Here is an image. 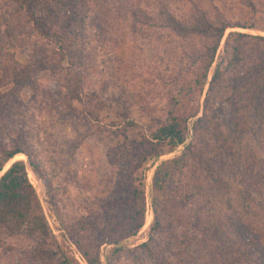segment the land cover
<instances>
[{
	"label": "trees",
	"instance_id": "16d2710c",
	"mask_svg": "<svg viewBox=\"0 0 264 264\" xmlns=\"http://www.w3.org/2000/svg\"><path fill=\"white\" fill-rule=\"evenodd\" d=\"M3 1L11 4L16 12L14 16L18 15V19L14 23L11 17L7 19L3 13L0 26L5 25L13 30L10 34L14 35L20 29L18 24L21 19L22 27L30 26L33 33L38 32L46 41L43 42L41 38L35 46L30 57L31 64L20 63L9 52L12 57H8L7 61L2 59L0 65V264H6L4 258L8 256L18 258L16 264H80L67 254L52 230L26 161L17 159L7 169L5 165L22 152L29 157L37 175L43 177L40 165L33 159L25 139L24 115L33 108L19 96L25 86L33 88L31 99L39 108L46 103L51 106V113L53 109L62 110L70 118L79 117L82 113L98 121L99 113L107 107L103 96L96 90L89 92L81 75L74 70L79 64V56L68 29L70 26L85 25L86 18L80 20V15L88 14L90 3L98 7L91 17V23L105 40L112 32L115 16L129 21L134 31L167 29L181 39L199 40V44L191 42L194 45L189 50V64L176 75V88L171 92L174 93L164 115L150 117L144 133L158 148L153 155L155 159L175 152L184 145L180 154L157 165L153 177L156 193L168 188L173 196L170 202L178 209L185 210L183 223L176 229L174 246L162 242L158 235L165 220L159 209V197L154 194V221L149 237L138 248L150 256L153 264H167L169 257L165 253L171 250L178 264H264V222L260 221L259 211L264 213V195L260 194L259 197L253 193L248 184H245L244 189H238L239 194L243 195V205L237 213L243 216L238 215L230 224L223 217H217L215 220L219 224H214V217L205 213L211 206L210 201L205 202L198 195L204 179L216 185L222 194L230 196L233 187L224 177L236 179L239 175H249L247 179L251 180L252 185L257 183L263 186L262 189L257 188L260 193H264V160L257 162L259 158L256 157L244 159L242 152L234 151L232 146L226 148L230 146L227 145L229 142L241 145L239 135L242 132L239 126L245 116L249 119H264V34L233 29L239 27L264 31V23H257L260 17L257 16L254 0H243L253 10L251 16L245 19L229 15L225 5H217L213 0H186L190 3V10L183 15L175 13L167 0H155L154 6L143 0ZM69 7L74 9L76 15L71 14ZM43 13L46 18L42 16ZM68 15L73 18L68 20ZM261 18L264 19L263 13ZM44 19L50 22L48 29L44 27ZM1 43L0 38V60L1 56H5ZM41 68H48L52 72L53 81L48 82V85L33 74ZM190 72L196 75L195 82L200 90L208 84L202 105L199 102L197 105L186 102L190 90L185 91L182 81H191L187 79ZM226 81L232 88L227 99L228 106L218 103L213 108ZM55 83L60 86L58 97L53 90ZM5 86L9 87L3 91ZM201 110L202 114L199 115ZM211 115L220 119L212 123ZM111 124L136 125L128 109L117 113ZM223 125L227 127L226 131L220 130ZM190 131L195 135L200 131L209 133L215 139L213 146L217 152L205 148L200 150L195 141L188 142ZM146 160L147 155L144 154L137 161L129 163L127 179L131 180ZM193 168L196 172L201 170L204 177H193L194 185L189 183L187 177V172ZM144 194L143 188L135 191L140 200L135 232L144 224ZM246 201L250 202L245 205ZM254 218L259 223L256 224ZM120 228L118 226L112 230L110 239H104L103 235L94 238L89 251L77 241L88 264H103L96 249L104 241L118 244ZM86 236L87 233L82 240L87 246ZM124 250L120 245L113 252L121 253Z\"/></svg>",
	"mask_w": 264,
	"mask_h": 264
},
{
	"label": "rangeland",
	"instance_id": "374dc122",
	"mask_svg": "<svg viewBox=\"0 0 264 264\" xmlns=\"http://www.w3.org/2000/svg\"><path fill=\"white\" fill-rule=\"evenodd\" d=\"M143 1L150 6H154L155 3V0ZM167 1L178 15H183L190 10V3L186 0ZM213 1L217 5H225L229 15H237L245 19L253 13L251 7L243 0ZM253 2L258 10L257 16L260 17L257 23L262 25L264 19L261 18V13L264 14V0ZM6 5H8L7 8ZM69 8L71 14L76 15L74 9ZM97 11L98 7L90 3L88 14L80 15V20L86 18L85 25L70 26L68 33L74 39L75 51L79 56V64L75 66V72L81 75L89 92L96 90L101 97L103 96L107 107L99 113L98 121L82 113L79 117L70 118L65 116L62 110L54 111L52 108L51 113L49 111L51 106L46 103L39 108L31 99L33 88L29 85L25 86L23 91L19 92V96L26 104H30L31 108L33 107L24 115L27 133L25 139L33 159L40 165L43 177L37 175L29 157L22 152L25 157L12 158L6 163L5 169L17 159L26 161L30 178L37 189L50 226L72 259L80 264H88L80 252L79 243L89 251L94 238L98 239L100 235H103L104 239H110L112 230L120 226L117 235L118 244L104 241L99 249H96L101 262L103 264H153L150 256L139 249L138 245L149 237L154 221V194L159 197V209L165 220V225L158 235L162 242H169L171 247L174 246L176 229L183 223L185 214L184 209H178L174 203L170 202L173 196L168 188L164 192L156 193L153 177L157 165L165 159L180 154L184 145L179 146L175 152L155 159L153 155L158 148L144 133L150 117L164 115L174 93L171 92L176 88L174 86L176 75L189 64V50L194 45L191 42L199 44V40L181 39L167 29L152 28L145 32L144 29L134 31L130 22L121 16H115L112 32L105 40L91 23V17ZM3 13L7 15V19L11 17L10 19L17 23L18 15L14 16L16 14L14 8L11 4L0 0V16ZM42 16L45 17L44 13ZM72 18V15L67 17L68 20ZM20 21L18 24L20 29L16 34L14 32V35L10 34L13 30L6 28L5 25L0 26L1 45L5 52V56H1L0 65L2 59L7 61L12 55L22 64H31V53L41 41L42 36L38 32L33 33L30 26L22 27ZM42 22L48 29L50 22L47 19ZM233 29L264 34V31L260 29L239 27ZM33 74L36 79L47 85L48 82L53 81L51 80L52 72L48 68L37 69ZM187 79L191 81L189 83L187 80L182 81L186 87L185 91L190 90L186 102L190 105H197L199 102L202 105L208 84L200 90L195 82L196 75L192 72L187 74ZM227 81L222 84L221 94L216 104L214 102L213 108L218 103L221 106L226 103V107L228 106L227 99L232 88ZM180 83L177 85L178 88ZM7 87L9 86L3 87L2 90L6 91ZM59 89V84L55 83L53 90L56 97H58ZM125 109H128L134 117L136 125L130 127L127 124L118 126L111 124L116 114L123 113ZM219 119L220 117L214 118L212 115L210 117L212 123ZM225 125L221 126L220 130L226 131ZM239 128L242 132L239 135L241 145L229 142L227 145L230 146L226 148L232 146L234 151L242 152L244 159L256 157L259 158L257 162L264 160V119H249L245 116ZM193 134L194 132L190 131L188 142L195 141L199 144L200 150L205 148L213 153L217 152L213 146L215 139L209 133L200 131L196 135ZM144 154L147 155V160L142 168L131 180L127 179L129 163L137 161ZM193 170L194 168L187 172L188 181L192 185L195 184L192 181L193 177L204 178L201 170L198 172ZM247 177L249 175H239L236 179L224 177L225 181L233 187L230 196L222 194L217 190L216 185L203 179L198 195L205 202L210 201L211 206L205 213L214 217V224H219L215 220L217 217H223L226 223L230 224L233 219H237L238 215L243 216L237 213L243 205V195L239 194L238 189H244L245 184L251 185L252 192L257 193L259 197H261L260 194L264 195L257 188L262 189L263 186H258L257 183L252 185ZM139 188L145 190L144 224L135 232L134 226L138 223L137 212L140 211V200L135 195V191ZM247 202L250 201H246L245 205ZM259 211L260 221L264 222V213L262 210ZM246 219L250 220L251 217ZM255 220L256 224L259 223L257 219ZM85 233H87V246L82 240ZM15 239L18 240V238ZM120 245L125 250L114 253L113 249ZM90 250L92 252L91 248ZM166 255L169 257L167 264H178L173 250L166 252ZM17 260L18 258L10 256L4 258L6 264H16Z\"/></svg>",
	"mask_w": 264,
	"mask_h": 264
},
{
	"label": "bare ground",
	"instance_id": "6f19581e",
	"mask_svg": "<svg viewBox=\"0 0 264 264\" xmlns=\"http://www.w3.org/2000/svg\"><path fill=\"white\" fill-rule=\"evenodd\" d=\"M18 157L24 158L25 155L22 154V153H19V154H17L13 159L18 158ZM11 160H12V159H11ZM9 163H10V162H9Z\"/></svg>",
	"mask_w": 264,
	"mask_h": 264
},
{
	"label": "water",
	"instance_id": "95a60500",
	"mask_svg": "<svg viewBox=\"0 0 264 264\" xmlns=\"http://www.w3.org/2000/svg\"><path fill=\"white\" fill-rule=\"evenodd\" d=\"M6 169H7V168H6ZM3 172H4V171H3ZM3 172H2V173H3ZM2 173H1V174H2Z\"/></svg>",
	"mask_w": 264,
	"mask_h": 264
}]
</instances>
